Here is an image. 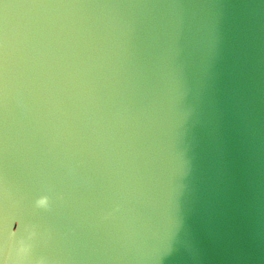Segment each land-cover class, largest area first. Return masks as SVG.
<instances>
[{"label": "water", "instance_id": "1", "mask_svg": "<svg viewBox=\"0 0 264 264\" xmlns=\"http://www.w3.org/2000/svg\"><path fill=\"white\" fill-rule=\"evenodd\" d=\"M6 2L0 259L264 264V0Z\"/></svg>", "mask_w": 264, "mask_h": 264}, {"label": "clouds", "instance_id": "2", "mask_svg": "<svg viewBox=\"0 0 264 264\" xmlns=\"http://www.w3.org/2000/svg\"><path fill=\"white\" fill-rule=\"evenodd\" d=\"M15 233H16L15 230H10L9 236H14ZM16 243H17L16 252H17L18 256L20 254H26L28 252L29 245H28V243H26V241L23 238L17 240ZM0 264H8V260L7 259H0Z\"/></svg>", "mask_w": 264, "mask_h": 264}, {"label": "snow or ice", "instance_id": "3", "mask_svg": "<svg viewBox=\"0 0 264 264\" xmlns=\"http://www.w3.org/2000/svg\"><path fill=\"white\" fill-rule=\"evenodd\" d=\"M0 5H2L4 9H6L9 3H7L6 0H0Z\"/></svg>", "mask_w": 264, "mask_h": 264}]
</instances>
